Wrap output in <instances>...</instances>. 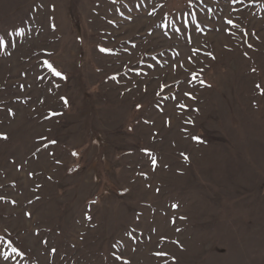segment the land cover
<instances>
[{"label": "rangeland", "instance_id": "1", "mask_svg": "<svg viewBox=\"0 0 264 264\" xmlns=\"http://www.w3.org/2000/svg\"><path fill=\"white\" fill-rule=\"evenodd\" d=\"M0 38V264H264V0H0Z\"/></svg>", "mask_w": 264, "mask_h": 264}, {"label": "snow or ice", "instance_id": "2", "mask_svg": "<svg viewBox=\"0 0 264 264\" xmlns=\"http://www.w3.org/2000/svg\"><path fill=\"white\" fill-rule=\"evenodd\" d=\"M228 23H231V21H228ZM4 44V39L3 38H0V45H3ZM101 52H107V49L105 48H101L100 49ZM49 68H51V65H49ZM55 75L57 76H61V74L59 72H56ZM61 78H64V77H61ZM257 87H259V85H257ZM187 95V93H186ZM65 103H67L66 99H65ZM181 107H184V105H180ZM139 107V106H138ZM0 138L2 139H6L7 137H4V136H0ZM196 139H199V138H196ZM51 143L55 144L56 141H52ZM73 155H76V153H73ZM153 163H155V161L153 160Z\"/></svg>", "mask_w": 264, "mask_h": 264}]
</instances>
